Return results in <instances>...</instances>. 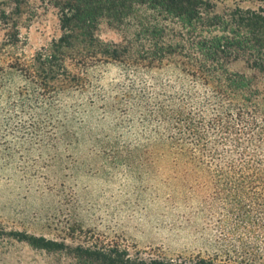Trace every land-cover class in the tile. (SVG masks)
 I'll list each match as a JSON object with an SVG mask.
<instances>
[{"label":"trees","instance_id":"obj_1","mask_svg":"<svg viewBox=\"0 0 264 264\" xmlns=\"http://www.w3.org/2000/svg\"><path fill=\"white\" fill-rule=\"evenodd\" d=\"M54 7L59 36L28 59L0 64V160L13 165L38 152L48 167L51 152L80 143L87 113L102 110L107 135L86 128L93 150L143 175L150 167L168 172L155 179L191 196L209 249L171 258L100 237L70 246L17 236L35 249L69 252L72 264H264V0H54ZM102 22L118 41L100 38ZM17 41L15 32L4 45ZM110 64L125 79L95 90L89 73ZM118 131L127 138L110 137ZM166 202L177 204L174 195Z\"/></svg>","mask_w":264,"mask_h":264},{"label":"rangeland","instance_id":"obj_2","mask_svg":"<svg viewBox=\"0 0 264 264\" xmlns=\"http://www.w3.org/2000/svg\"><path fill=\"white\" fill-rule=\"evenodd\" d=\"M2 11L14 14L0 19L3 69L10 56L28 59L59 36L54 0H19L17 6L12 0H0ZM15 32L17 44L8 48L4 44ZM98 35L105 41L119 40L105 22ZM89 79L95 90L105 92L125 78L119 66L110 64L93 69ZM102 115V110L87 113L85 129L78 134L80 143L51 152L48 167L38 152L13 165L0 160V264H72L69 252L35 249L17 233L64 240L70 246L100 237L137 250H158L171 258L207 253L203 217L194 210L191 196L184 189L172 194L155 179L161 173L167 177L168 172L150 167L143 175L135 164L128 167L120 157L93 150L86 128L92 125L99 137L107 135ZM121 136L127 138L123 131L110 137ZM21 153L17 159L25 155ZM172 195L175 205L166 202ZM71 228L81 231L69 237Z\"/></svg>","mask_w":264,"mask_h":264}]
</instances>
